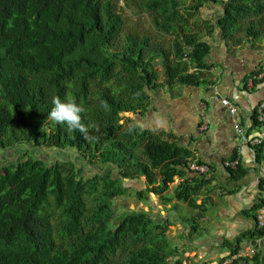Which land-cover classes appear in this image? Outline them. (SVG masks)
<instances>
[{"label": "trees", "instance_id": "1", "mask_svg": "<svg viewBox=\"0 0 264 264\" xmlns=\"http://www.w3.org/2000/svg\"><path fill=\"white\" fill-rule=\"evenodd\" d=\"M123 2L0 0V151L25 153L0 160V264H185L179 243L212 234L202 221L218 211L214 178L188 176L192 153L174 133L137 117L155 110L162 89L180 93L209 82L219 32L235 47L263 39L264 0ZM206 7L219 11L209 17ZM133 11L150 24H131L126 14ZM57 96L84 108V132L50 118ZM30 145L72 148L82 161L113 171L85 175L74 157L52 162ZM263 158L259 151L256 162ZM249 171L243 163L227 169L234 183ZM176 178L182 181L169 192ZM134 181L137 200L148 203L154 193L171 216L139 207L116 217L113 202L132 194ZM263 184L261 177L256 203L243 214L254 225L218 244L227 252L218 264H264V243L253 256H239L243 243L264 236L256 217ZM178 221L185 231L173 236Z\"/></svg>", "mask_w": 264, "mask_h": 264}, {"label": "crops", "instance_id": "2", "mask_svg": "<svg viewBox=\"0 0 264 264\" xmlns=\"http://www.w3.org/2000/svg\"><path fill=\"white\" fill-rule=\"evenodd\" d=\"M208 60L212 65L205 72L209 82L183 87L180 93L165 89L157 92L154 95L155 110L150 112L152 116L146 122L153 130L174 133L179 145L192 153L190 163H209L213 167L209 175L214 178L212 185L220 181L219 188L226 191L222 194L221 210L218 209V216L222 217L217 222L212 219L209 225L212 234L193 242L195 247L202 248L214 243L223 244L226 239L233 241L240 232L253 226L246 223L247 217L243 214L255 205L260 192V179L264 177V158L261 163L252 160L248 147L236 138L229 109L221 101L226 97L237 104L242 124L248 129L254 126L256 107L264 100V48L256 47L255 43L229 46L218 37L213 40ZM234 154L241 155L242 163L250 170L237 183L230 180L223 167V163ZM194 175L199 173L188 171V176ZM181 181L176 178L171 188ZM235 214L239 217L233 219ZM181 227L183 229L179 231L184 232L183 224ZM185 244V241L182 242V245Z\"/></svg>", "mask_w": 264, "mask_h": 264}, {"label": "rangeland", "instance_id": "3", "mask_svg": "<svg viewBox=\"0 0 264 264\" xmlns=\"http://www.w3.org/2000/svg\"><path fill=\"white\" fill-rule=\"evenodd\" d=\"M118 1H119L120 5L124 4L123 0H118ZM218 11H219L218 9L209 8V7H206L204 9L205 15L206 16L208 15L209 17H214ZM126 15L129 17L128 20L130 21L131 24H140V25L145 26V27H147L150 24V18L147 14H142V13L136 14L133 11V12H130ZM218 37L223 38L221 32L216 34V39ZM255 44H256V47L264 48V38L260 39V40H256ZM165 90H167V89H165ZM123 115L135 117V115L132 113L123 114ZM151 116H152V113L149 112L147 114V116H145L146 119L142 120V118H140V117H137V119L144 126H146V125L149 126V123L147 124L146 122L149 121L148 119H150ZM151 122H152V120H151ZM152 124L155 126V123H152ZM23 148H26V147H23ZM30 148L32 149V152L34 155H37V156L42 157V158H46L47 160L52 161V162L61 161L60 157H62V156H66L67 159H71L74 157L76 159L79 167L83 170V174H85V175H91V174H95L98 172H105V171H108L111 173L113 171V170H110V168H107L106 166L92 165V164L88 163L87 161H82L81 158L79 159L80 156L78 155L77 151L73 150L72 148L60 150L57 148L31 146V145H30ZM20 150H21V147H20V149H18V148L11 149L7 153H3L2 151H0V160L2 161V164H6L9 162H16L17 160L22 158L25 153H21ZM219 182H216L215 186L219 187V184H220ZM129 184L132 187V189L130 190L132 194H130L127 197H122V198L116 199L113 202V208L115 209L116 217L120 216L124 211H126L128 209H135V208H139V207H144L147 210L152 209L153 215L157 216V217L165 218V217L171 216V213H167L168 208H170V205L165 206L161 202L159 196L153 195L151 193V200L148 203H146L144 201H139V200H137L136 195H135V191L137 188H139L138 187L139 184L137 185L136 181L130 182ZM218 187H215L214 191L211 193V196L213 197V200H216V202L218 203L217 208L219 210H221L220 208L222 207V204H223V199H222L223 195L222 194H223V192H226V191L221 190ZM172 190H173V187L170 189L169 192H172ZM217 213H219V211H217V209L213 208V209H211V213L208 216L214 217L215 218L214 222H217V220H219L218 217H222L221 215L220 216L215 215ZM190 214H191V212L188 209V207H185L183 210V215L188 216ZM174 216H176V215L174 214ZM237 217H239V215L235 214L233 216V219H235ZM246 221H247L246 223L251 224V226L254 225V223H255L254 219L248 218V217L246 218ZM211 223H212V221H210V222L202 221V225H205L206 227H208ZM181 225L182 224L180 221H178L177 223H173L170 226V233L173 236H178L180 234V232H182V231H179V229L180 228L183 229V227H181ZM185 236H183V237H185ZM191 238H193V236H188L184 239V241L186 242L185 245H182V242L179 243V245L181 246L180 250H182L181 252H182L184 259H185V264H203V263H205V264H218L225 257V255H227L226 254L227 252L224 251V248L219 246L217 243H214L212 245L210 244V246L208 245L209 246L208 248H206V247L202 248L201 247L200 249H198L193 244V241ZM178 242H179V239H176V242H174V244L175 243L178 244ZM187 245L189 246V248ZM247 245H248V243H243L242 246H243V248H245ZM258 250H259V248L257 249V251ZM213 251L216 253H212ZM251 264H253V263H251Z\"/></svg>", "mask_w": 264, "mask_h": 264}, {"label": "built area", "instance_id": "4", "mask_svg": "<svg viewBox=\"0 0 264 264\" xmlns=\"http://www.w3.org/2000/svg\"><path fill=\"white\" fill-rule=\"evenodd\" d=\"M222 103L228 106L230 112V119L233 123L237 138L241 140V144L248 147L252 160L257 161L259 151L264 155V100H261L256 107L255 113V124L251 129L245 127L242 124V117L239 107L232 102L229 98L223 97ZM206 128V126H205ZM241 147V146H240ZM242 162V156L237 154L235 158H230L223 163L225 170L236 169ZM257 163V162H256ZM190 170L199 174L210 173L213 167L209 163L201 162H191L189 164ZM263 194H264V184H263ZM258 228L264 227V204L259 208L256 213ZM264 243V236H255V241H252L248 246L243 248L239 256H253L258 247ZM235 257V256H233Z\"/></svg>", "mask_w": 264, "mask_h": 264}, {"label": "clouds", "instance_id": "5", "mask_svg": "<svg viewBox=\"0 0 264 264\" xmlns=\"http://www.w3.org/2000/svg\"><path fill=\"white\" fill-rule=\"evenodd\" d=\"M52 103H53V107L49 113V116L53 121L61 125L67 124L69 131L79 129L81 132H84L86 130L82 123V116H81V113L84 112L83 107H81L74 101L62 100L58 96L53 98ZM250 243L251 242H249L248 245Z\"/></svg>", "mask_w": 264, "mask_h": 264}, {"label": "water", "instance_id": "6", "mask_svg": "<svg viewBox=\"0 0 264 264\" xmlns=\"http://www.w3.org/2000/svg\"><path fill=\"white\" fill-rule=\"evenodd\" d=\"M126 114H129V113H126ZM153 195H155L154 193H152Z\"/></svg>", "mask_w": 264, "mask_h": 264}]
</instances>
